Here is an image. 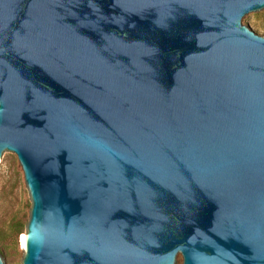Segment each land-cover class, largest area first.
<instances>
[{
  "label": "water",
  "instance_id": "95a60500",
  "mask_svg": "<svg viewBox=\"0 0 264 264\" xmlns=\"http://www.w3.org/2000/svg\"><path fill=\"white\" fill-rule=\"evenodd\" d=\"M258 15L264 0H0L22 264H264Z\"/></svg>",
  "mask_w": 264,
  "mask_h": 264
},
{
  "label": "rangeland",
  "instance_id": "374dc122",
  "mask_svg": "<svg viewBox=\"0 0 264 264\" xmlns=\"http://www.w3.org/2000/svg\"><path fill=\"white\" fill-rule=\"evenodd\" d=\"M248 25L264 37V15L255 16ZM30 209L31 200L21 167L17 159L7 157L5 165L0 163V248L12 258V264H22L24 246L20 237L26 233ZM18 222L22 230L15 235L11 226Z\"/></svg>",
  "mask_w": 264,
  "mask_h": 264
},
{
  "label": "trees",
  "instance_id": "16d2710c",
  "mask_svg": "<svg viewBox=\"0 0 264 264\" xmlns=\"http://www.w3.org/2000/svg\"><path fill=\"white\" fill-rule=\"evenodd\" d=\"M11 230L12 231L14 230L15 235H19L20 231L22 230V224H21V222L14 223L11 226Z\"/></svg>",
  "mask_w": 264,
  "mask_h": 264
},
{
  "label": "snow or ice",
  "instance_id": "6c2138e0",
  "mask_svg": "<svg viewBox=\"0 0 264 264\" xmlns=\"http://www.w3.org/2000/svg\"><path fill=\"white\" fill-rule=\"evenodd\" d=\"M20 239H21V245L23 246V244H24V241H25V239H26V238H25L24 236H21V238H20Z\"/></svg>",
  "mask_w": 264,
  "mask_h": 264
},
{
  "label": "bare ground",
  "instance_id": "6f19581e",
  "mask_svg": "<svg viewBox=\"0 0 264 264\" xmlns=\"http://www.w3.org/2000/svg\"><path fill=\"white\" fill-rule=\"evenodd\" d=\"M21 236H24L25 237V235H21ZM21 238V237H20ZM21 240V239H20ZM24 243H25V241H24ZM23 246H24V244H23Z\"/></svg>",
  "mask_w": 264,
  "mask_h": 264
}]
</instances>
